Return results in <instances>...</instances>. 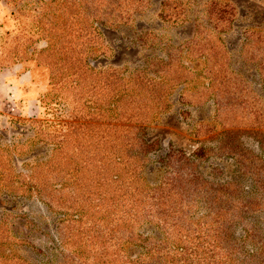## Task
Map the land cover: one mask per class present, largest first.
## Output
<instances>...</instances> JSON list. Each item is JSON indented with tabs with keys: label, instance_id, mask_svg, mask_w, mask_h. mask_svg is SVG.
Listing matches in <instances>:
<instances>
[{
	"label": "rangeland",
	"instance_id": "obj_1",
	"mask_svg": "<svg viewBox=\"0 0 264 264\" xmlns=\"http://www.w3.org/2000/svg\"><path fill=\"white\" fill-rule=\"evenodd\" d=\"M262 66L264 0H0V264H131L142 248L102 199L139 128L159 147L148 186L171 146L205 145L203 176L256 201L204 263L264 264ZM156 221L133 232L173 240Z\"/></svg>",
	"mask_w": 264,
	"mask_h": 264
},
{
	"label": "trees",
	"instance_id": "obj_2",
	"mask_svg": "<svg viewBox=\"0 0 264 264\" xmlns=\"http://www.w3.org/2000/svg\"><path fill=\"white\" fill-rule=\"evenodd\" d=\"M221 6L224 7V4L219 6L218 2H212L211 10L219 14L223 10ZM260 73L264 79V66L260 67ZM131 137L134 143L131 147L135 150H122V159L117 162L121 169L117 174L116 193L102 199L115 210L116 222L114 226L104 225L117 232L126 230L129 234L125 238H118L142 248L134 258L127 259L131 264H206L204 261L211 257V244H218L223 239L234 241L229 228L223 227L220 221H242V213L252 209L256 201L246 200L238 188L229 190L228 185L212 183L203 176L196 165L206 161L211 153L210 147L205 145L197 147L192 153L171 146L167 153L158 158L160 167L169 176L154 187L148 186L142 172L150 154L159 147L155 141L145 139V131L141 128ZM258 138L264 153V139L262 136ZM257 159L259 161L252 159L249 163L253 168L260 169L263 167L260 156ZM253 168H249V172H253ZM193 205L197 209L203 208L205 212L200 216L196 215L197 211L189 213ZM106 214L104 211L102 218ZM155 220L158 228L175 227L173 240L169 241V233L163 230L160 237L133 232L142 223ZM89 227L82 228L85 232L81 234L91 235L96 240H105L110 235V232L107 235L92 234ZM250 235L245 230V235L239 238L246 240ZM239 251V248L232 247L226 255ZM233 264H242V260L235 259Z\"/></svg>",
	"mask_w": 264,
	"mask_h": 264
}]
</instances>
